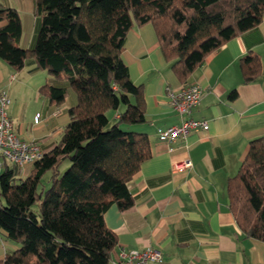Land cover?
<instances>
[{
  "label": "trees",
  "instance_id": "obj_1",
  "mask_svg": "<svg viewBox=\"0 0 264 264\" xmlns=\"http://www.w3.org/2000/svg\"><path fill=\"white\" fill-rule=\"evenodd\" d=\"M32 1L40 27L31 49L19 47L18 12L0 7V60L14 71L33 63L66 85L40 86L48 102L63 103L68 88L76 103L29 176L7 161L0 167V229L18 244L0 264H110L117 238L104 213L133 206L129 183L150 157L148 136L124 127L146 122L143 86L131 82L121 59L127 33L152 25L165 61L184 83L208 54L260 23L264 0ZM239 67L246 83L260 72L252 54ZM226 191L243 234L264 242L263 138L249 142Z\"/></svg>",
  "mask_w": 264,
  "mask_h": 264
},
{
  "label": "crops",
  "instance_id": "obj_2",
  "mask_svg": "<svg viewBox=\"0 0 264 264\" xmlns=\"http://www.w3.org/2000/svg\"><path fill=\"white\" fill-rule=\"evenodd\" d=\"M0 7L18 12L19 47L31 49L40 27L33 1L0 0ZM246 54L255 55L260 64L259 75L248 83L239 67ZM121 59L131 82L143 86L146 117L145 123L124 127L148 136L150 157L129 183L133 206L120 212L112 205L104 213L106 226L117 238L111 259L122 248L153 247L161 251L165 264H264V242L243 234L229 210L226 191L249 142L264 139V12L256 27L208 54L184 83L165 61L150 24L129 30ZM48 83L66 86L31 62L14 71L0 60V91L11 101L9 118L19 137L35 143L42 153L56 145L69 120L68 109L76 103L68 88L63 103L48 102L39 93ZM189 83L198 84L203 93L188 117L206 120L208 128L174 142L160 141L158 129L180 122L167 92ZM232 91L236 96L229 98ZM181 161H189L190 167L174 172L173 163ZM31 170L19 175L27 177ZM17 248L0 229V260Z\"/></svg>",
  "mask_w": 264,
  "mask_h": 264
},
{
  "label": "built area",
  "instance_id": "obj_3",
  "mask_svg": "<svg viewBox=\"0 0 264 264\" xmlns=\"http://www.w3.org/2000/svg\"><path fill=\"white\" fill-rule=\"evenodd\" d=\"M202 88L195 83L184 84L178 90H168L167 97L172 110L180 117V122L165 129L157 130L160 141L174 142L178 138H184L191 131L206 130V120H195L190 117V112L199 103L202 96ZM10 99L6 92L0 91V167L7 161L16 166L22 174L25 169L42 156V151L33 142L22 140L15 130L14 123L9 118L8 106ZM39 115L35 117L37 121ZM189 161L175 162L172 165L174 172H183L190 167ZM110 264H165L159 249L146 247L144 249H120Z\"/></svg>",
  "mask_w": 264,
  "mask_h": 264
},
{
  "label": "rangeland",
  "instance_id": "obj_4",
  "mask_svg": "<svg viewBox=\"0 0 264 264\" xmlns=\"http://www.w3.org/2000/svg\"><path fill=\"white\" fill-rule=\"evenodd\" d=\"M112 114H113V112H109V113H108L109 123L114 122V120H112V118H111V115H112ZM120 125H121L120 127L123 128L122 124H120ZM65 167H66V165H65L64 167L62 166V169H64Z\"/></svg>",
  "mask_w": 264,
  "mask_h": 264
}]
</instances>
